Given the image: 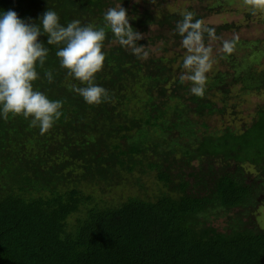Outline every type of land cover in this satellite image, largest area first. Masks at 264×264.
<instances>
[{
  "label": "trees",
  "instance_id": "1",
  "mask_svg": "<svg viewBox=\"0 0 264 264\" xmlns=\"http://www.w3.org/2000/svg\"><path fill=\"white\" fill-rule=\"evenodd\" d=\"M120 4L143 48L105 28L94 83L107 100L86 104L46 45L33 88L61 101L62 116L44 134L0 117V264H264V104L242 107L264 95V13L245 0H0V10L35 22L49 8L62 25L101 27ZM233 5L263 26L254 37L216 21ZM185 11L213 29L199 97L180 79Z\"/></svg>",
  "mask_w": 264,
  "mask_h": 264
},
{
  "label": "clouds",
  "instance_id": "2",
  "mask_svg": "<svg viewBox=\"0 0 264 264\" xmlns=\"http://www.w3.org/2000/svg\"><path fill=\"white\" fill-rule=\"evenodd\" d=\"M245 3L253 15L264 13V0H245ZM193 16L191 11H185L176 24V32L185 49L182 60L185 74L181 75V82L185 79L190 82V94L199 97L204 94L206 73L212 67L211 50L204 45L203 36L207 33L211 37L213 29L203 26ZM103 21L101 27L81 25L79 20L62 25L57 13L47 8L35 22H26L13 10H0V117L23 116L30 121V126L38 127L44 134L62 116L61 101L50 100L33 88V82L38 79L36 69L45 64L49 53L46 45L56 46L55 56L60 67L83 85L73 90L86 104L98 105L107 100L106 90L94 83L105 60L102 51L105 28L110 29L120 46L131 49L133 54L141 53L143 46L137 44L142 34L130 26L121 4L108 8ZM40 36H46V44L38 39ZM222 48L230 53L233 44L224 41ZM44 75L52 80L50 72L45 71Z\"/></svg>",
  "mask_w": 264,
  "mask_h": 264
},
{
  "label": "rangeland",
  "instance_id": "3",
  "mask_svg": "<svg viewBox=\"0 0 264 264\" xmlns=\"http://www.w3.org/2000/svg\"><path fill=\"white\" fill-rule=\"evenodd\" d=\"M232 12L228 13L227 11H224L221 15H219L218 17H216V21L218 22H229V23H233L234 26H237L238 28L236 29V31L234 32H230L231 35H237V36H246V37H254L258 32H256V29L259 28L260 26L258 25V22L256 19H248L246 17L243 16V12H241L243 9H241L242 7H240L239 9L241 10L239 14H236L238 9L236 10V6L233 5L232 6ZM235 9V10H233ZM239 12V11H238ZM210 21L212 22L213 20L210 19ZM262 27H260V29H262ZM259 31V30H258ZM183 51V49H180L181 53ZM174 52H172L169 56L173 55ZM178 64H180V60H178ZM213 69V64L212 67ZM211 70V69H210ZM262 96L258 97V96H247L245 98H243L244 104L242 105L243 110H245L244 112H246V108L249 107L252 111H255V105L257 103L259 104H264V95L261 94ZM245 99V100H244ZM257 218L259 220V224H261L262 228H264V207L261 208L259 210V213L257 214Z\"/></svg>",
  "mask_w": 264,
  "mask_h": 264
}]
</instances>
